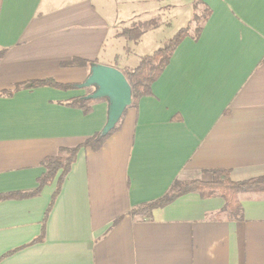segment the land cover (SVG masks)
<instances>
[{"label":"crops","instance_id":"1","mask_svg":"<svg viewBox=\"0 0 264 264\" xmlns=\"http://www.w3.org/2000/svg\"><path fill=\"white\" fill-rule=\"evenodd\" d=\"M194 1L0 0V194L35 190L45 158L108 128L109 96L90 113L68 101L97 93L95 66L137 65L105 56L112 37L159 19L130 47L151 35L140 61L188 25ZM203 1L199 37L181 40L99 150L80 147L52 204L62 169L37 195L0 199V264H264V192L239 193L241 220L197 191L136 211L213 169L264 176V0ZM41 78L75 86L30 85Z\"/></svg>","mask_w":264,"mask_h":264},{"label":"trees","instance_id":"2","mask_svg":"<svg viewBox=\"0 0 264 264\" xmlns=\"http://www.w3.org/2000/svg\"><path fill=\"white\" fill-rule=\"evenodd\" d=\"M193 7L194 13L187 26L178 30L163 47L158 48L151 54L143 56L136 66L121 70L125 75L131 90L132 104L136 105L142 96L151 94V84L160 76L181 40L187 35H191L196 39L199 37L204 23L211 14V8L203 0H195ZM142 32L143 30L141 29L140 24H135L123 29L121 35L128 39L137 40L141 37ZM91 62L95 63L96 61ZM69 63L80 64L84 62L73 60ZM30 85H50L63 89L75 86L71 83H61L52 78L37 79L32 81ZM21 86L23 85L16 86V89ZM5 92L11 94L13 91H1V93ZM97 99L98 96H79L68 101V104L73 107L81 108L85 113H90L93 109V104ZM123 117L124 113H121L112 126L104 131L94 134L84 143L73 148H63L58 155L45 158L43 164L46 167V171L40 177L39 186L35 190L0 194V199L23 198L37 195L46 184L53 180L57 172L62 169L58 179L57 188L51 200L52 204L60 192L61 185L70 170L71 164L75 161L80 147L88 146L93 150H99L108 138L121 127ZM212 173L214 174L213 180H176L164 196L137 207L136 211L150 215L152 209L165 206L185 193L197 191L203 198L213 195L223 197L225 199V206L222 210L226 213L227 217L233 220L243 219L244 213L239 201V193L247 191L264 192V176L236 181L231 178L229 169H213ZM42 238L43 237L40 236L36 241L42 240Z\"/></svg>","mask_w":264,"mask_h":264},{"label":"water","instance_id":"3","mask_svg":"<svg viewBox=\"0 0 264 264\" xmlns=\"http://www.w3.org/2000/svg\"><path fill=\"white\" fill-rule=\"evenodd\" d=\"M95 83L99 89L93 96H109L112 99L110 126L119 118L125 107L131 103V90L125 75L113 66L97 65L93 68L89 84Z\"/></svg>","mask_w":264,"mask_h":264},{"label":"rangeland","instance_id":"4","mask_svg":"<svg viewBox=\"0 0 264 264\" xmlns=\"http://www.w3.org/2000/svg\"><path fill=\"white\" fill-rule=\"evenodd\" d=\"M180 11H183L184 12L183 16L186 17L187 9H183V7H181ZM178 19H181V16H179L177 18V20ZM160 22L161 21L159 19L156 20V18H154V21H152V22L151 21H149V22H140V21L133 22L130 26L135 25V24H140V27L143 30L141 37L137 40L128 39V38L124 37L123 35L121 36V31H123V30H121L120 32L118 31L119 32L118 36L115 35L118 38L112 37L109 41L110 44L115 45L114 48H110V46H108V48L106 49L105 56H109L115 52H118V60H120V61L126 60V63L131 64V65L138 64L140 55L142 53L153 51V49L155 48V46L153 45L155 41H151L152 37H151V35L148 34L147 36H145L143 38L142 42L140 43V46L136 50L129 52L130 47H133L134 43H138L141 40L142 36L146 32H148L151 29L156 28L160 24ZM185 23H187V21ZM128 27H129V25H128ZM125 28H127V27H124L123 29H125ZM125 68H128V67H125ZM121 70H123V69H121Z\"/></svg>","mask_w":264,"mask_h":264}]
</instances>
